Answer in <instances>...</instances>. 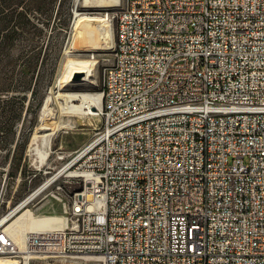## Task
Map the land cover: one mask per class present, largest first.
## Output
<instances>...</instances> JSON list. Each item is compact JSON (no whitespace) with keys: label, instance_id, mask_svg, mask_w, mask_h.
<instances>
[{"label":"built area","instance_id":"obj_1","mask_svg":"<svg viewBox=\"0 0 264 264\" xmlns=\"http://www.w3.org/2000/svg\"><path fill=\"white\" fill-rule=\"evenodd\" d=\"M114 17L104 122L24 198L63 219L16 238L10 209L0 264H264V0H125Z\"/></svg>","mask_w":264,"mask_h":264},{"label":"rangeland","instance_id":"obj_2","mask_svg":"<svg viewBox=\"0 0 264 264\" xmlns=\"http://www.w3.org/2000/svg\"><path fill=\"white\" fill-rule=\"evenodd\" d=\"M124 1L98 9L84 5V0H67L63 5L61 0H26L23 8H19L27 9L32 23L13 33L7 61L9 71L5 75L0 73V99L8 100L0 101V185H6L0 217L54 176L65 162L62 156L83 146L102 126L104 116L100 109L85 115L63 114L61 119L72 120L74 126L54 134L47 160L38 166L35 156L28 151L46 96L51 90H57L74 62L94 63L96 80L88 85L87 91L102 93L101 76L104 67L111 62L116 38L114 15ZM16 19L20 21L19 17ZM101 20L111 26L114 41L106 42L101 37L97 26ZM33 87L35 96L31 92ZM52 108L56 112L57 106L53 104ZM27 207L44 216L36 219L29 211L26 213L32 217L36 228L44 229L63 219V203L51 195L37 201L36 206ZM24 233L18 230L16 235L21 238ZM48 256L35 258L32 264H101L97 257L90 255Z\"/></svg>","mask_w":264,"mask_h":264},{"label":"bare ground","instance_id":"obj_3","mask_svg":"<svg viewBox=\"0 0 264 264\" xmlns=\"http://www.w3.org/2000/svg\"><path fill=\"white\" fill-rule=\"evenodd\" d=\"M119 1L84 0V5L102 9L120 5L121 2ZM97 26L100 29L99 31L104 41H114L112 28L106 20L99 21ZM94 66V63L89 60L74 62L67 75L64 76L63 80H60L61 82L57 90H51L48 96H46L39 115V124L36 126L28 144V151L35 156L38 166L47 160L54 134L62 128L74 126L72 120L68 119L64 121L61 119V115H85L95 113L96 110L101 109L103 94L98 91H87L88 85L94 84L96 80ZM113 68L114 61H111L104 67L103 74H108V70H113ZM75 77H80L81 79L77 80ZM53 104L57 106L56 112L53 111ZM62 171L63 169H60L54 176L40 185L34 193L44 188L50 181L58 177ZM77 182L79 184H85V177H77ZM33 195L31 194L28 198L22 200L11 212L22 208ZM28 211L36 219L44 218L40 217L41 215L39 214L37 215L30 207L27 208L26 206L22 208L7 223V228L12 231L15 237L17 236L16 232L18 230L25 232L27 230L42 229L34 227L32 217L30 215L26 216ZM8 217V215H5L1 217V220L4 221ZM59 253L61 252H46V255L56 256Z\"/></svg>","mask_w":264,"mask_h":264},{"label":"trees","instance_id":"obj_4","mask_svg":"<svg viewBox=\"0 0 264 264\" xmlns=\"http://www.w3.org/2000/svg\"><path fill=\"white\" fill-rule=\"evenodd\" d=\"M26 0H0V73L7 74L8 66L7 61L10 54V42L13 33L17 32L18 28H23L32 23V19L27 11L23 8L22 4ZM67 0H61L60 4L63 5ZM15 17H19L20 21L15 20ZM21 25V26H20ZM27 68L31 71L30 64H26ZM37 83V82H36ZM32 95L35 96L36 88L31 89ZM1 102L8 101L6 99H0ZM2 138V137H0Z\"/></svg>","mask_w":264,"mask_h":264}]
</instances>
